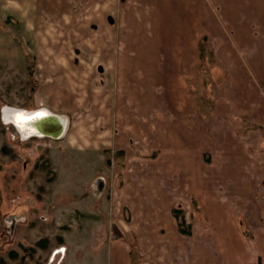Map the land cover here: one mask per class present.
<instances>
[{"label": "rangeland", "instance_id": "1", "mask_svg": "<svg viewBox=\"0 0 264 264\" xmlns=\"http://www.w3.org/2000/svg\"><path fill=\"white\" fill-rule=\"evenodd\" d=\"M252 3L241 19L254 21L225 24V42L235 53L218 58L212 48L220 50L222 40L211 32V45L207 38L199 41L212 53L210 61L198 58L171 79L162 78L167 83L161 93L172 90L176 100L162 98L156 121L168 123L171 111L177 129L191 140L188 165L205 180L226 181L214 183L219 190L254 194L241 199L242 210L256 201L264 219V0ZM56 9L37 0H0V264H92L90 259L105 264L117 239L128 243L132 264H140L143 252L135 235L123 231L130 221L120 190L124 149L144 156L159 154L161 145L137 142L121 119L93 114L115 105L109 73L95 69L104 55L93 54V71L53 69L58 64L51 61L58 56H43L42 36L47 28L50 35L57 29L38 20L62 13ZM60 43L72 50V40ZM96 43L105 45V38L93 37V48ZM61 58L59 66H67L68 56ZM132 94H143L142 86ZM47 121L58 127L55 133L43 129ZM190 206L189 211L175 207L183 210L187 224L200 222L196 201Z\"/></svg>", "mask_w": 264, "mask_h": 264}, {"label": "crops", "instance_id": "2", "mask_svg": "<svg viewBox=\"0 0 264 264\" xmlns=\"http://www.w3.org/2000/svg\"><path fill=\"white\" fill-rule=\"evenodd\" d=\"M253 1L37 0L42 6H56L55 12L62 11L54 16L37 17L39 22L55 25L57 29L55 35H50L52 31L47 28L43 30L46 36H42L46 46L43 56H58L51 61L58 64L53 69L93 71V54L104 55L105 61L96 60L95 69L104 67L109 73L107 83L111 85L107 87L116 88L115 105L112 103L111 109L104 113L96 110L93 114L121 119L135 141L145 140L148 145L166 148L163 152L160 146L159 154L152 152L144 156L140 152L129 155L124 149L120 190L125 196L122 207L127 208L130 221L123 231L135 235L143 252L140 264H264V219L256 201L254 205L249 202L245 210L241 207V199H252L254 194L248 192L245 197L241 191L219 190L214 183L224 186L226 181L198 176L186 161L192 149L191 140L183 128L177 129L175 116L169 111L168 123L160 126L156 121L160 118L157 109L163 103L161 100H176L172 90L167 92L164 88L167 96L162 95L160 88L167 83V78H162L171 79L173 72L195 64L199 58L198 43L207 38L211 45V32L222 40L220 50L212 48L218 58L235 53L233 47L227 46L229 42H225L228 29L225 24L254 21L250 17L241 19V12L253 7ZM37 16H40L38 12ZM93 37H104L106 44L96 43L93 48ZM61 39L72 40L71 51L61 48ZM131 40L137 43L134 45ZM63 55L68 56L63 62L65 67L59 66ZM223 60L221 63L228 70ZM40 61L50 68L51 63ZM140 86L143 94L135 95L137 99L129 96ZM152 86L153 90L149 91ZM47 123L53 125L51 121ZM197 187L199 191L195 194ZM127 194L132 195L127 197ZM186 195L189 200L183 201ZM193 200L205 221L192 222L191 232L186 235L179 231L171 211L178 205L189 211ZM107 252L105 264H132L126 241H113ZM90 262L93 264V259Z\"/></svg>", "mask_w": 264, "mask_h": 264}, {"label": "trees", "instance_id": "3", "mask_svg": "<svg viewBox=\"0 0 264 264\" xmlns=\"http://www.w3.org/2000/svg\"><path fill=\"white\" fill-rule=\"evenodd\" d=\"M204 43V40L199 43V61L201 62H206L208 60L210 61V58L213 56L211 52L207 51ZM171 213L173 217H175V219L177 220L179 231L183 234L189 235L191 232V225L185 222L183 210L181 208L174 207Z\"/></svg>", "mask_w": 264, "mask_h": 264}, {"label": "bare ground", "instance_id": "4", "mask_svg": "<svg viewBox=\"0 0 264 264\" xmlns=\"http://www.w3.org/2000/svg\"><path fill=\"white\" fill-rule=\"evenodd\" d=\"M11 114V113H10ZM9 115V114H8ZM14 116V115H13ZM12 117V116H11ZM50 118V117H49ZM13 119V118H12ZM27 120V119H26ZM11 121V120H10ZM14 124V123H13ZM47 127H50L51 129H49L48 128V130H47ZM58 127L57 126H53V125H51V124H49V123H44L43 124V129L44 130H47V131H49V132H52L53 131V129H57ZM41 129V128H40ZM58 130V129H57ZM39 131V130H38ZM55 133V132H54Z\"/></svg>", "mask_w": 264, "mask_h": 264}]
</instances>
